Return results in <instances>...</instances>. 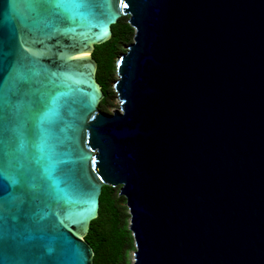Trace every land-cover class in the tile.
I'll use <instances>...</instances> for the list:
<instances>
[{"label": "water", "instance_id": "obj_1", "mask_svg": "<svg viewBox=\"0 0 264 264\" xmlns=\"http://www.w3.org/2000/svg\"><path fill=\"white\" fill-rule=\"evenodd\" d=\"M64 2L81 6L0 0V83L21 54L35 62L20 92L5 85L18 182L0 178V258L93 264L84 237L119 185L132 264H264V0ZM122 16L134 36L105 112L92 53Z\"/></svg>", "mask_w": 264, "mask_h": 264}, {"label": "trees", "instance_id": "obj_2", "mask_svg": "<svg viewBox=\"0 0 264 264\" xmlns=\"http://www.w3.org/2000/svg\"><path fill=\"white\" fill-rule=\"evenodd\" d=\"M131 26L126 16L120 17L111 25V38L96 44L92 53V57L97 61L96 79L105 92L99 108L105 112L109 108V89L116 73V57L118 53L120 56L126 51L120 49L125 43H131L134 36V28ZM116 192V187L103 185L98 216L91 220L89 231L84 237L93 248V264H128L127 251L134 247V239L127 225L129 215L122 206L124 196Z\"/></svg>", "mask_w": 264, "mask_h": 264}, {"label": "snow or ice", "instance_id": "obj_3", "mask_svg": "<svg viewBox=\"0 0 264 264\" xmlns=\"http://www.w3.org/2000/svg\"><path fill=\"white\" fill-rule=\"evenodd\" d=\"M35 4L39 5L40 7H47L51 9H64V10H69L73 7H80L81 5L79 4H69L65 3L64 0H35ZM30 6H35V5H30ZM34 61L28 57L27 55L21 54L19 57L16 65L13 66L12 71L9 73V76L5 78L3 83H0V178L6 179L9 181L10 184H16L18 181L13 178L9 177L7 172L4 169V156L6 153L3 151V145H4V140H3V133L7 130L6 124H5V109L7 107L8 101L5 99L6 97V90H5V85L9 80H14L15 81V87L14 91L15 92H20V81H27L28 72H33L35 71L34 67ZM53 76L56 74L53 73ZM50 83H55L54 81H49ZM41 103L43 102V99L41 98ZM57 98H53L51 103L56 104ZM48 111H51V109H48ZM35 120H36V127L41 130L43 133L45 129L43 128V125L45 123V117L47 115L46 112H35L33 113ZM38 150L42 149L38 145ZM2 199V198H0ZM0 207H2V203H0ZM3 220L4 217L2 214H0V253L3 251L4 247V230H3ZM0 264H9L8 261H5L4 259L0 258Z\"/></svg>", "mask_w": 264, "mask_h": 264}, {"label": "rangeland", "instance_id": "obj_4", "mask_svg": "<svg viewBox=\"0 0 264 264\" xmlns=\"http://www.w3.org/2000/svg\"><path fill=\"white\" fill-rule=\"evenodd\" d=\"M126 47H127V43H125L122 46V48L120 49V51L126 49ZM118 57H119V53H118V56L116 57V59H118ZM117 78H118V74L117 73H114V78L111 81V86H110V89H109L110 97L108 98V105H109L108 107L109 108H108V111L107 112H112L114 109L118 108V106H119V98H118V95H117V91L115 89V86H113V81L116 80ZM104 90L106 91L107 88L104 89ZM115 187L117 188V192L116 193L119 194V192H120V189H119L120 186L118 185V186H115ZM122 206L124 207L125 212L127 213V215H129L128 216V223H127L128 227H129V224H130V208L127 205V202H126L125 197L123 198ZM130 232H131V236H133L132 231H130ZM133 239H134V237H133ZM133 245H134V247L128 249V251H127L126 261H128L127 262L128 264H132V261H133V258H134L135 243Z\"/></svg>", "mask_w": 264, "mask_h": 264}, {"label": "bare ground", "instance_id": "obj_5", "mask_svg": "<svg viewBox=\"0 0 264 264\" xmlns=\"http://www.w3.org/2000/svg\"><path fill=\"white\" fill-rule=\"evenodd\" d=\"M78 56H80V57L89 56V53H87V54H81V55H78Z\"/></svg>", "mask_w": 264, "mask_h": 264}]
</instances>
